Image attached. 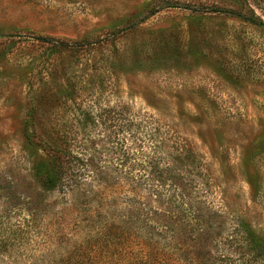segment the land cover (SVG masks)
Masks as SVG:
<instances>
[{
	"label": "rangeland",
	"instance_id": "obj_1",
	"mask_svg": "<svg viewBox=\"0 0 264 264\" xmlns=\"http://www.w3.org/2000/svg\"><path fill=\"white\" fill-rule=\"evenodd\" d=\"M108 115L131 123L109 136ZM142 115L170 126L165 154L179 136L194 145L264 240V0H0V193L39 189L34 131L138 183L157 125Z\"/></svg>",
	"mask_w": 264,
	"mask_h": 264
},
{
	"label": "trees",
	"instance_id": "obj_2",
	"mask_svg": "<svg viewBox=\"0 0 264 264\" xmlns=\"http://www.w3.org/2000/svg\"><path fill=\"white\" fill-rule=\"evenodd\" d=\"M149 119L157 125L143 132L153 143L142 167L145 179L124 185L116 182L113 163L96 170L93 159L69 150L67 135L32 132L28 142L40 152L33 166L39 189L28 182L0 193V264H249L255 251L264 254V240L245 217L233 218L221 183L194 145L179 136L177 157L165 154L170 141L163 127L170 126L142 115ZM104 120L111 136L126 119ZM133 187L141 192L123 197ZM216 189L219 205L212 201Z\"/></svg>",
	"mask_w": 264,
	"mask_h": 264
}]
</instances>
